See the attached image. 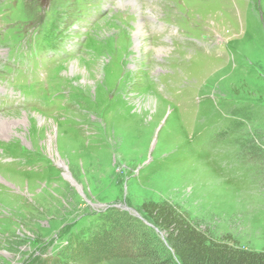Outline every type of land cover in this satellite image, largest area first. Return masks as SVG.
Listing matches in <instances>:
<instances>
[{
  "label": "rangeland",
  "instance_id": "1",
  "mask_svg": "<svg viewBox=\"0 0 264 264\" xmlns=\"http://www.w3.org/2000/svg\"><path fill=\"white\" fill-rule=\"evenodd\" d=\"M0 88V264L264 252V0H0Z\"/></svg>",
  "mask_w": 264,
  "mask_h": 264
},
{
  "label": "trees",
  "instance_id": "2",
  "mask_svg": "<svg viewBox=\"0 0 264 264\" xmlns=\"http://www.w3.org/2000/svg\"><path fill=\"white\" fill-rule=\"evenodd\" d=\"M144 211L167 232V240L177 260L149 256L144 264H264V252L209 239L166 203H150ZM115 262L111 264H118Z\"/></svg>",
  "mask_w": 264,
  "mask_h": 264
},
{
  "label": "bare ground",
  "instance_id": "3",
  "mask_svg": "<svg viewBox=\"0 0 264 264\" xmlns=\"http://www.w3.org/2000/svg\"><path fill=\"white\" fill-rule=\"evenodd\" d=\"M161 36H162V35H161ZM71 69L74 70L73 67H71ZM36 116H37V118L39 119V121H45V119H46V118H44L43 116H41V115H39V114H37V113H36Z\"/></svg>",
  "mask_w": 264,
  "mask_h": 264
}]
</instances>
